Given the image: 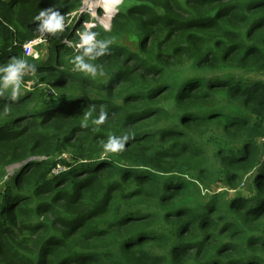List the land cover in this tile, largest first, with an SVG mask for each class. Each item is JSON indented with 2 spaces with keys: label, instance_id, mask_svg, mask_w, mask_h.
Here are the masks:
<instances>
[{
  "label": "trees",
  "instance_id": "trees-1",
  "mask_svg": "<svg viewBox=\"0 0 264 264\" xmlns=\"http://www.w3.org/2000/svg\"><path fill=\"white\" fill-rule=\"evenodd\" d=\"M81 5L0 0V67L34 69L0 90V264H264V0H105L24 52Z\"/></svg>",
  "mask_w": 264,
  "mask_h": 264
},
{
  "label": "clouds",
  "instance_id": "clouds-1",
  "mask_svg": "<svg viewBox=\"0 0 264 264\" xmlns=\"http://www.w3.org/2000/svg\"><path fill=\"white\" fill-rule=\"evenodd\" d=\"M41 16H45V13H41ZM39 19V17H38ZM42 28H46L49 31H56L63 28V18L58 13L53 12L47 17L42 25ZM97 33L85 31L81 34L80 47L83 48V53L76 56L75 63L81 71L96 73L97 68L95 65L86 62L85 57L88 60H94L97 56L101 55L107 50V45L110 41H98L96 40ZM29 69H32L31 65H27L24 60H15L5 67L0 68V90L11 89L10 99H17L20 94V85L22 75ZM34 70V69H32ZM0 95H3V91H0ZM105 118V114L101 113L99 120L96 123H102ZM115 142V138H110L109 147ZM122 146V145H121Z\"/></svg>",
  "mask_w": 264,
  "mask_h": 264
},
{
  "label": "built area",
  "instance_id": "built-area-1",
  "mask_svg": "<svg viewBox=\"0 0 264 264\" xmlns=\"http://www.w3.org/2000/svg\"><path fill=\"white\" fill-rule=\"evenodd\" d=\"M105 0H82V5L79 9L69 12V13H65V14H60L59 16L63 18V28L64 29H58L56 31H49L46 28H42L40 29L39 34L37 35V37L27 41L23 46V50L26 51L27 55H34L36 56L34 51L32 52V46H34L37 43L43 42L44 39L51 33H55L58 31H62V30H66L68 32L72 31L75 28V24H77L78 20L80 19V17L82 15H87L90 17V19H96L98 17L99 14V10L103 11V12H107L108 10H106V8H104L102 6V4H104ZM116 5L111 4V8L113 9ZM46 18H42L40 20V24L42 25L43 21ZM75 25V26H74ZM67 38V37H66ZM65 39V38H63ZM62 39V40H63ZM35 53V54H34ZM38 55V53H37ZM35 58V57H34ZM65 156V155H64ZM64 168L58 164L54 169L53 172L57 173L61 170H63Z\"/></svg>",
  "mask_w": 264,
  "mask_h": 264
},
{
  "label": "rangeland",
  "instance_id": "rangeland-1",
  "mask_svg": "<svg viewBox=\"0 0 264 264\" xmlns=\"http://www.w3.org/2000/svg\"><path fill=\"white\" fill-rule=\"evenodd\" d=\"M121 4V1H119V3L118 4H116V6L114 7L115 9L116 8H118L119 7V5ZM113 8V9H114ZM76 25V24H75ZM74 25V26H75ZM62 29H64V28H62ZM61 30V29H60ZM66 30H62V31H58V32H53V33H51V34H49L45 39H44V41L43 42H40V43H37V44H35L34 46H32V52H34V51H37V52H35L34 54L36 55V56H34L33 54L32 55H30V56H32V58H41V56L43 57V59H46V57H47V54H48V50H49V48H48V46L51 44V41H50V39L55 35V34H62V33H64ZM63 39V38H62ZM62 42L63 43H65L66 45V47H69V46H74V44H73V42L69 39V38H66L65 37V39H63L62 40ZM25 53H27L26 51H24ZM38 52H40V54H38L37 55V53ZM53 54H55V51H53ZM27 57V56H26ZM0 68H2V67H0ZM1 75H2V73H1ZM31 77H32V75H31V72L29 71V70H27L23 75H22V78H21V85H20V92H24L27 88H29V86L30 85H32L33 84V80L31 79ZM18 165H15V166H10V167H8L7 168V171H8V174H12L13 173V171H14V169H15V167H17Z\"/></svg>",
  "mask_w": 264,
  "mask_h": 264
}]
</instances>
